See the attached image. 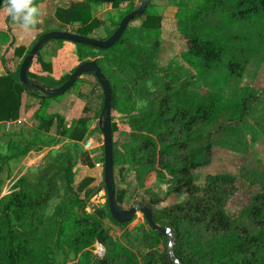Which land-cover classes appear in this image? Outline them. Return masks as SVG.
<instances>
[{
    "label": "trees",
    "instance_id": "obj_1",
    "mask_svg": "<svg viewBox=\"0 0 264 264\" xmlns=\"http://www.w3.org/2000/svg\"><path fill=\"white\" fill-rule=\"evenodd\" d=\"M188 1L192 2V6ZM91 3L102 4L83 0L67 10L58 9L56 18L63 25H79L78 32L85 29L91 33L100 25V20L93 16ZM122 3L111 5L116 9ZM213 7L226 10L229 17L235 20L249 21L264 14V0H179L174 17L178 22L175 30L183 48L181 58L192 75L181 76L177 69L163 77L158 88L148 86L154 81L156 53L147 51L140 43L125 42L122 37L109 50L84 46L106 51L102 63L99 59L94 62L99 64L109 81L111 113L122 114L125 119L122 127L129 141L122 145V153L113 142L114 166L127 163L137 172L138 182L143 176L154 173L161 182L167 183V197L181 193L186 197L182 203L157 213L147 207L158 226L173 232L177 260H173L167 251L159 252L157 246L163 242L167 248L168 237L151 229L141 237L148 246L143 262L134 252L117 243L104 229L103 220L109 219L121 228L133 220L124 225L117 224L110 215L107 202L94 214L85 213L86 202L94 193V189L89 188L93 179L86 178L74 186V169L79 164L89 169L95 167L89 152L95 147L93 140L88 138L91 119H70L65 126L64 117L47 113L49 103L44 97L39 98V108L34 113L37 122L34 140L21 145L23 147L10 143L8 153L0 154V172L10 161L26 156L31 148L52 146L56 140H47V136L54 125L57 136L69 143L45 171L34 179L19 178L0 198V264H59L61 258L66 261L70 257L76 260V264H111L116 257L119 258L118 264H264L247 256L264 244V192L254 196V204L247 213L258 231L252 235L226 213L225 202L237 188L234 179L228 176L208 177L201 192L194 178V173L208 163L211 150L209 144L201 149L192 148L199 128L214 124L223 114L241 123L254 117L253 106L259 103L255 94L247 88L237 98H227L214 92L203 95L199 92L200 95L194 90V80L196 84L204 82L223 61L227 50L226 42L216 38L214 28L204 24ZM133 11L122 14L121 20ZM143 15L145 19L141 28L144 34L158 37L161 17L152 6H148ZM0 19L3 20V27L8 28L10 17L0 11ZM119 24H115L112 34ZM10 33L8 28L5 34ZM45 34L38 35L28 50L23 47L14 49L18 62L16 71H9L2 60L7 76L0 77V123L15 122L20 118L24 94L34 97L36 95L30 91L41 94L30 85L23 87L19 83V67ZM38 68L43 72L51 71V66L44 63L38 62ZM242 69L240 64L229 66L231 74H238ZM110 73L122 80L121 87L114 85L109 78ZM64 82L50 80L45 85L55 89ZM137 98L142 105L140 112L137 110ZM261 120L264 122V114ZM261 127L264 129V124ZM118 131L119 124L112 119L113 135ZM83 142L86 147L81 145ZM98 146L102 149L104 162L103 138ZM114 190L116 201L122 208L125 192L116 190L115 185ZM52 201H55L53 206L50 205ZM194 235L197 238H193ZM95 244L105 249L102 259L93 254ZM242 257L249 258L242 261Z\"/></svg>",
    "mask_w": 264,
    "mask_h": 264
},
{
    "label": "rangeland",
    "instance_id": "obj_2",
    "mask_svg": "<svg viewBox=\"0 0 264 264\" xmlns=\"http://www.w3.org/2000/svg\"><path fill=\"white\" fill-rule=\"evenodd\" d=\"M82 1L34 0L41 13L40 23L35 31L39 33L38 35L52 31H66L82 37L104 40L115 30V24L120 22L122 14H125L128 10L135 11L139 9L143 3L142 0H133L129 3L120 4L116 9L108 3H91L93 16L100 20V25L95 31L87 33L85 29L78 32L79 25L77 24L68 26L61 24L55 15L58 9L67 10L72 4L81 3ZM178 2L179 0H149L147 7H154L156 14L161 17V29L158 37H153L150 33H148V36L144 34V30L141 28L145 19L144 15L133 20L123 35L125 42L140 43L147 51L156 53L155 63L157 68L153 71L154 81L148 85L151 89L160 87L163 77H166L172 71H177V69H179L180 75H192V71L185 67L186 65L181 58L183 48L175 30L178 22L174 17ZM188 3L192 6L191 1H188ZM2 21H0V26L3 27L4 23ZM204 24L214 28L216 38L226 42L227 50L223 61L209 73L204 82L196 84L194 80V90L202 95L206 92H214L227 98H237L241 91L247 88L255 94L259 103L253 106L254 117L247 118L241 123L235 122L230 119L229 115L223 114L218 117L214 124L199 128L191 144L192 148L201 149L209 144L211 150L208 163L194 173L196 187L202 192L205 189L206 179L211 176H228L234 179L237 182V188L229 194L225 202L226 213L239 227L245 228L252 235H255L258 231L248 218L247 213L254 204V196L264 192V129L261 127L264 124L261 120L264 114V14L249 21L235 20L229 17L226 10L213 7L210 9ZM9 26L16 25L10 20ZM4 27L3 31L5 32ZM169 35L173 36L174 39H171ZM2 37L4 40H8L11 35L2 33L0 39ZM46 45H48L47 48L44 45L45 50L43 51V48H41L39 56L32 62L29 73V79L45 89H50L45 85L50 80L64 81L63 79L68 77L69 70L73 67L95 59H99L98 61L102 63L106 56V51L84 47L85 45H74L56 40L49 41ZM10 47L13 50L10 54L11 58H6L7 55L4 51L2 60L6 62L9 71L14 72L18 68L17 59L13 55L16 47L14 43ZM41 52H44L42 55L45 57L46 62H43ZM38 62L41 64L49 63L53 69L50 72H43L38 68ZM231 64H240L243 68L242 71L238 74H231L229 71ZM106 73L109 74L107 68ZM109 78L118 88L122 86V80H119L118 77L110 73ZM30 93L34 94L32 91ZM45 102L49 103L47 113L64 117L65 126L70 119L75 121L82 118L91 119L88 123V138L93 140L95 147L93 150L90 149L89 152L95 167L93 169L86 167L82 171L80 170L82 165H77L78 167L76 166L74 169V186H78L86 178L93 179V183L89 188L94 189V193L87 200L84 211L88 214H94L99 207L107 202L106 191L102 188L103 152L98 146L102 142L98 125L103 110L102 90L93 77L84 76L65 95L45 99ZM39 103V98L30 94L23 95L20 118L13 122L16 125L11 126L10 129L7 125L2 124L0 126V154L6 155L8 153L10 143L24 146L34 140L37 129L34 113L39 108ZM141 107L140 99L137 98V110L139 112ZM111 119L119 124L120 131L113 135V142L117 145L118 151L122 153V145L127 144L129 141V137L125 134L124 127H122L125 119L119 113H111ZM42 137L45 138L46 136ZM49 139H55L56 142L49 147L41 148L37 146L31 148L26 156L12 160L3 167L0 172V198L9 192L13 182L19 178L34 179L38 174L45 171V168L54 163L57 156L66 150L69 143V141L57 136L56 125L53 126L47 136V140ZM81 145L85 146L86 143L83 142ZM203 157L205 161V155ZM136 175L137 172L127 163H119L114 166L116 190L125 192L122 207L124 210L145 206L152 208L153 212L157 213L182 203L186 198L182 193L167 197V183L161 182L154 173L149 174L147 177L143 176L140 182L136 180ZM81 197L84 198V195L82 194ZM156 202L158 204H155ZM54 203L55 201H52L50 205L53 206ZM103 227L117 243L134 252L140 262L144 261L148 246L146 247L141 237L146 232H150L151 228L146 224L144 215L141 212L138 211L133 221L123 228L114 225L109 219L103 220ZM166 235L168 237L167 248L163 242H160L157 249L161 253L167 251L172 259L176 261L173 249L175 245L174 234L170 230V234ZM170 235L173 236L172 239ZM193 238L197 237L194 235ZM93 254L96 258L102 259L105 251L101 252V258L97 256L99 254L98 249H95ZM247 256L264 262V244L257 249H253ZM249 257L240 259L244 261L245 258L248 259ZM118 261L119 258L116 257L111 264H118ZM74 263H76V260L73 257L66 261L61 258L59 262V264Z\"/></svg>",
    "mask_w": 264,
    "mask_h": 264
},
{
    "label": "water",
    "instance_id": "obj_3",
    "mask_svg": "<svg viewBox=\"0 0 264 264\" xmlns=\"http://www.w3.org/2000/svg\"><path fill=\"white\" fill-rule=\"evenodd\" d=\"M95 2L102 3H115V2H124L129 3L133 0H92ZM142 5L139 9L126 15L119 24L117 30L112 34V36L107 40H98L95 38L82 37L68 32H59L53 31L45 34L37 44L31 49L29 54L23 60L20 69H19V83L26 87L28 85V70L40 52L41 47L48 43L49 41H64L74 44H81L86 46L98 47L102 50L111 49L124 35L128 25L131 21L134 20L136 16H141L145 12L149 0H142ZM83 75H92L96 78L98 84L100 85L103 92V113L104 117H100L98 125L100 132L103 138V147H104V163H103V185L102 188L106 191L107 204L109 207L110 215L112 219L119 225H124L131 222L134 217L137 215V212H141L144 215L146 222L149 227L156 232L170 234V230L167 228H162L158 226L153 218L151 211L145 206H137L129 210H124L120 208L115 196L114 190V163H113V133H112V119H111V88L109 81L101 72L99 66L95 63H85L80 65L67 82L62 86L55 89H45L44 87L39 86L37 83L31 85L32 88L37 90L46 98H55L58 96H63L67 91H69L77 79ZM171 239L173 236H171ZM100 245V244H99ZM102 250L105 251L102 245H100Z\"/></svg>",
    "mask_w": 264,
    "mask_h": 264
},
{
    "label": "clouds",
    "instance_id": "obj_4",
    "mask_svg": "<svg viewBox=\"0 0 264 264\" xmlns=\"http://www.w3.org/2000/svg\"><path fill=\"white\" fill-rule=\"evenodd\" d=\"M0 11L22 31L31 32L40 23V9L34 0H2Z\"/></svg>",
    "mask_w": 264,
    "mask_h": 264
},
{
    "label": "crops",
    "instance_id": "obj_5",
    "mask_svg": "<svg viewBox=\"0 0 264 264\" xmlns=\"http://www.w3.org/2000/svg\"><path fill=\"white\" fill-rule=\"evenodd\" d=\"M41 16V15H40ZM1 21V19H0ZM5 28V32H7V29H11V38H9L8 40H4V38L2 37L0 39V77H5L7 76V69H5L3 63H2V54L5 51V55L6 58L10 57V54L13 52L12 49H10L8 52L7 49L9 47V45H11L12 43H14L15 47H23L24 49H27L31 46V44L33 43L34 39L36 38V36L39 34L37 31H31V32H24L22 30H20L17 26H9L4 27ZM3 27L0 26V34H5V32L3 31ZM2 32V33H1ZM6 35V34H5ZM3 36V35H2ZM48 45H45L44 47L47 48ZM45 48H43V51L45 50ZM44 52H41V58L43 59V62L46 60L45 57L42 55ZM14 55V54H13ZM46 62V61H45ZM3 125H7L6 123H0V126ZM16 124L12 123L9 125V129L11 128V126H15ZM81 166V165H80ZM78 167V166H77ZM82 168L80 170H85L86 167L81 166Z\"/></svg>",
    "mask_w": 264,
    "mask_h": 264
},
{
    "label": "flooded vegetation",
    "instance_id": "obj_6",
    "mask_svg": "<svg viewBox=\"0 0 264 264\" xmlns=\"http://www.w3.org/2000/svg\"><path fill=\"white\" fill-rule=\"evenodd\" d=\"M136 17H137V16H136ZM134 19H135V18H134ZM121 21H122V20H121ZM121 21H120V22H121ZM120 22H119V23H120ZM131 22H132V21H131ZM52 32H53V31H52ZM59 32H66V31H59ZM48 33H50V32H48ZM68 33H69V32H68ZM46 34H47V33H46ZM75 35H77V34H75ZM111 36H112V35H111ZM111 36H110V37H111ZM110 37H107V38H105L104 40H107V39H109ZM89 38H92V37H89ZM58 42H64V41H58ZM67 43H69V42H67ZM72 44H74V43H72ZM44 45H46V44H44ZM44 45H43V46H44ZM74 45H81V44H74ZM43 46H42L41 48H43ZM88 47H93V46H88ZM40 51H41V50H40ZM89 62H91V63H95V64H97V65L99 66V64L96 63V62H94V61H87V62L81 63V64H79L78 66L73 67V69L69 70V75H68V77H66V78L63 79V80H65V82H67V81L69 80V78L72 76V74L75 72V70H76L80 65L85 64V63H89ZM46 65H49V63H46ZM20 66H21V65H20ZM99 68H100V66H99ZM19 69H20V67H19ZM52 69H53V67L51 66V70H52ZM100 70H101V68H100ZM29 73H30V68H29V70H28V82L31 81V80L29 79ZM84 76H91V77H93V78L96 80V78H95L94 76H92V75H83V76L79 77V78L77 79V81L80 80L81 78H83ZM77 81H76V82H77ZM31 82H32V81H31ZM65 82H64V83H65ZM96 82H97V80H96ZM64 83H63V84H64ZM97 83H98V82H97ZM34 84H36V83H33V82H32L31 84L28 83V85H30V86H31V85H34ZM63 84H62V85H63ZM75 84H76V83H75ZM75 84H74V86H75ZM62 85H61V86H62ZM74 86H73V87H74ZM31 87H32V86H31ZM73 87H72V88H73ZM72 88H71V89H72ZM100 88H101V87H100ZM71 89H70V90H71ZM70 90H69V91H70ZM101 90H102V89H101ZM36 91H37V90H36ZM67 92H68V91H67ZM67 92H66V93H67ZM39 93H40V92H39ZM66 93H65V94H66ZM102 94H103V92H102ZM34 95H36L35 97H38V98H44V97L42 96V94H36V93H34ZM102 112H103V110H102ZM102 117H104L103 114H102Z\"/></svg>",
    "mask_w": 264,
    "mask_h": 264
},
{
    "label": "built area",
    "instance_id": "obj_7",
    "mask_svg": "<svg viewBox=\"0 0 264 264\" xmlns=\"http://www.w3.org/2000/svg\"><path fill=\"white\" fill-rule=\"evenodd\" d=\"M12 123H13V122L7 123V126H9V125L12 124ZM94 247H96L95 249H98L99 254H97V256H99V258H101V252L103 253V250H102L101 246H100L99 244H95ZM74 264H76V263H74Z\"/></svg>",
    "mask_w": 264,
    "mask_h": 264
}]
</instances>
